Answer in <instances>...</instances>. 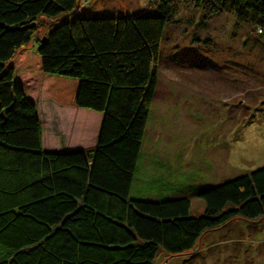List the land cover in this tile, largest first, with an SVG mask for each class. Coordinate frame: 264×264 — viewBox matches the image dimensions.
Listing matches in <instances>:
<instances>
[{"label": "trees", "instance_id": "trees-1", "mask_svg": "<svg viewBox=\"0 0 264 264\" xmlns=\"http://www.w3.org/2000/svg\"><path fill=\"white\" fill-rule=\"evenodd\" d=\"M187 1L204 20L229 11L264 33V0ZM75 7L0 0V264H152L233 219L264 217V166L198 190L194 217L185 195L129 196L173 4L95 17ZM59 16L30 47L36 19ZM42 100L72 108L66 150L41 147Z\"/></svg>", "mask_w": 264, "mask_h": 264}, {"label": "rangeland", "instance_id": "rangeland-1", "mask_svg": "<svg viewBox=\"0 0 264 264\" xmlns=\"http://www.w3.org/2000/svg\"><path fill=\"white\" fill-rule=\"evenodd\" d=\"M170 2L172 14L160 42L156 90L137 162L146 174L141 179L137 169L129 196L156 201L185 195L194 217L203 210L198 190L264 166V33L249 21L237 23L229 11L204 20L202 10L187 0ZM155 4L76 0L74 13L131 15L149 12ZM59 17L36 19L30 47ZM43 117L38 116L43 140L47 135L51 143L68 141L71 125L65 130L64 121ZM51 148L43 150L56 147ZM152 264H264V217L233 219L202 233L193 249L181 255L160 250Z\"/></svg>", "mask_w": 264, "mask_h": 264}, {"label": "crops", "instance_id": "crops-1", "mask_svg": "<svg viewBox=\"0 0 264 264\" xmlns=\"http://www.w3.org/2000/svg\"><path fill=\"white\" fill-rule=\"evenodd\" d=\"M37 108H38V116L39 115H41L40 114V111H39V108H41V113H42V115L44 116L43 117V120H45V121H47V120H49V119H58V120H60L61 122H63L65 119H66V117H63V116H65L67 113V111L68 110H72V108H70V107H65V106H58V105H54L53 104V102H51V101H45L44 102V104H42V102L41 101H39L38 103H37ZM62 117V118H61ZM42 118V117H41ZM66 121H64V123H65ZM43 125V124H42ZM68 127H69V125L67 124V123H65V130H67L68 129ZM44 132V131H43ZM42 132V126H41V143H42V149H47V148H51V147H53V146H55L56 148H54L53 150L54 151H59V150H63V148H65V146L67 147L68 146V141H66V140H59L57 143L56 142H54V143H52V146L51 147H46V146H44V140H43V135H44V133ZM58 146V147H57ZM61 148V149H60ZM52 149V148H51ZM138 162V161H137ZM170 168H172V167H170V166H168V169H169V173H168V176H171L170 175ZM137 169H138V167H137V163H136V170H135V173H134V176H133V178H132V181H131V185H130V189H129V194H130V190H131V187H132V185L134 184V182L137 180V176L138 177H140L141 179H143V177H144V175L146 174V169L144 168V169H142L141 171L138 169V172H139V174L136 176V172H137ZM176 177V176H175ZM178 177V176H177ZM161 178H163V177H161ZM164 181L165 182H167V183H169L170 181L169 180H167L166 178H164Z\"/></svg>", "mask_w": 264, "mask_h": 264}, {"label": "built area", "instance_id": "built-area-1", "mask_svg": "<svg viewBox=\"0 0 264 264\" xmlns=\"http://www.w3.org/2000/svg\"><path fill=\"white\" fill-rule=\"evenodd\" d=\"M257 30L260 31V28H258Z\"/></svg>", "mask_w": 264, "mask_h": 264}]
</instances>
